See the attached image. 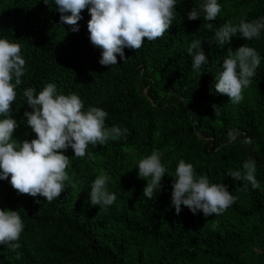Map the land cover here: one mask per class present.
<instances>
[{
	"label": "trees",
	"instance_id": "obj_1",
	"mask_svg": "<svg viewBox=\"0 0 264 264\" xmlns=\"http://www.w3.org/2000/svg\"><path fill=\"white\" fill-rule=\"evenodd\" d=\"M201 3L177 0L173 22L160 38H144L139 49H124V61L117 56L116 65L102 66L101 50L89 40L87 7L72 32L59 20L54 0H0V36L18 43L25 60L10 106L17 121L13 139L35 138L26 124L24 113L31 108L23 90L39 92L50 82L60 94L78 95L85 110H105L106 127L128 129L122 139L89 145L84 158L64 150L69 180L51 202L18 194L7 179L0 181V210H17L25 225L18 249L0 245V264H264V33L253 40L237 34L223 47L213 42L225 22L264 16V0H218L221 12L214 21H204L203 14L188 20L187 11ZM192 40L201 41L206 54L199 72L187 55ZM243 44L262 59L243 100L233 104L215 93V76L227 51ZM153 150L162 154L166 174L148 199L136 164ZM249 158L256 164L257 189L228 176L243 174ZM180 159L197 176L227 185L236 201L221 215H193L183 205L176 214L170 194ZM101 174L117 195L106 208L88 202L90 185Z\"/></svg>",
	"mask_w": 264,
	"mask_h": 264
},
{
	"label": "clouds",
	"instance_id": "obj_2",
	"mask_svg": "<svg viewBox=\"0 0 264 264\" xmlns=\"http://www.w3.org/2000/svg\"><path fill=\"white\" fill-rule=\"evenodd\" d=\"M48 4V0H44ZM177 0H54L59 20L78 31L77 21L81 10L87 7L89 40L101 50L98 63L102 66L117 64V56L125 60L124 49H139L145 41L160 38L174 19ZM221 12L218 0H202L199 9L187 11L188 20L214 21ZM205 28L212 30V24ZM264 33V16L251 21L240 20L238 24L225 22L214 31L213 42L223 47L237 34L245 40L260 39ZM202 42L192 40L187 49L191 57V68L199 72L207 63ZM256 49L245 44L235 51L229 49L216 73L215 93L226 95L233 104L243 100V90L252 83L256 69L261 64ZM25 60L21 46L0 36V181L7 179L18 194L42 197L47 202L59 197L69 180L66 167L69 158L64 150L71 148L74 157L84 158L88 146L104 145L109 139H122L127 128L106 127L108 113L99 107L84 109L83 101L75 93L57 92L55 83H47L36 92L32 87L23 90V97L31 111H25L26 124L35 133V138L17 143L13 139L17 121L10 115V106L16 99L15 89L21 84L25 72ZM213 111L216 105H212ZM229 133V139L232 138ZM245 143L249 141L245 139ZM161 153L153 150L141 158L136 167L138 177L147 181L142 195L152 199L160 190V182L166 174L161 163ZM87 158L92 153L87 152ZM240 170L230 171L235 181H246L252 189L259 188L256 179V164L251 158ZM107 175H98L90 185L88 202L92 206L108 207L117 199L116 193L107 189ZM237 197L223 183H211L206 175L197 176L193 165L180 159L175 167V178L171 184L170 204L176 214L181 206L193 214L203 216L221 215ZM25 225L17 210H0V245L15 251L20 247L19 239Z\"/></svg>",
	"mask_w": 264,
	"mask_h": 264
}]
</instances>
